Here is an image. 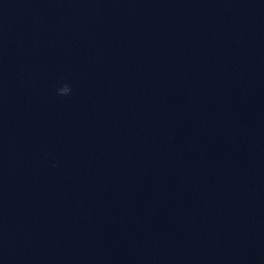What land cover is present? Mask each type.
<instances>
[{"label": "clouds", "instance_id": "clouds-1", "mask_svg": "<svg viewBox=\"0 0 264 264\" xmlns=\"http://www.w3.org/2000/svg\"><path fill=\"white\" fill-rule=\"evenodd\" d=\"M71 91H72V89H71L70 85L64 84L63 86H61L57 89V94L60 96H68V95H70Z\"/></svg>", "mask_w": 264, "mask_h": 264}]
</instances>
